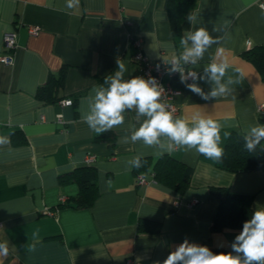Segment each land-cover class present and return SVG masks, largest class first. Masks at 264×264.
I'll return each instance as SVG.
<instances>
[{"label":"crops","instance_id":"1","mask_svg":"<svg viewBox=\"0 0 264 264\" xmlns=\"http://www.w3.org/2000/svg\"><path fill=\"white\" fill-rule=\"evenodd\" d=\"M190 14L197 16L196 27L220 42L189 68L202 73L223 48L228 74L241 82L206 101L174 81L181 88L174 116H212L222 126L224 148L230 136L225 133L246 134L264 124V80L244 55L264 45V0H195L180 35L173 32L167 0H80L78 13L66 9V0H0V58L10 54L4 34L17 35L13 63L0 60V243L8 245L2 264H155L185 239L214 253L232 250L242 229L213 231L220 201L212 188L253 195L255 210L264 206V169L231 173L195 150L162 149L166 141L156 147L124 143L144 119L135 110L125 112L123 125L103 133H112L107 139L82 119L92 90L118 61L128 69L125 79L142 76L132 56L133 34L142 37V52L153 61L178 56L180 37L192 27ZM31 26L39 33L31 35ZM61 73L65 81L55 100L39 99L38 89ZM199 84L210 90V84ZM64 99L73 104L63 107ZM164 155L194 169L186 190L154 179ZM138 156L140 166L134 167L130 161ZM87 166L96 170L99 195L84 207L77 203L76 173ZM137 175L145 182L137 183Z\"/></svg>","mask_w":264,"mask_h":264},{"label":"clouds","instance_id":"2","mask_svg":"<svg viewBox=\"0 0 264 264\" xmlns=\"http://www.w3.org/2000/svg\"><path fill=\"white\" fill-rule=\"evenodd\" d=\"M80 0H66V9L78 13ZM188 22L192 26L180 37L181 52L172 56L167 63L169 74L179 73L181 83L192 93L204 100L216 99L229 94L232 86L241 82L239 77L229 75L231 65L222 55L224 49L218 48L215 56L207 63L203 72L195 67L186 69L185 65H198L205 53L213 45H218L219 37H213L205 27H196L197 16L190 14ZM172 47V45H169ZM128 69L123 61L117 62V69L97 85L87 100V111L82 114L83 122L97 134L106 133L125 122V112L135 110L137 117H144L130 137H123L124 143L142 142L147 146H161L167 151L180 147L195 150L208 159L220 160L221 124L200 111L191 115L174 116L169 105L163 102L164 89L154 77L133 76L125 79ZM192 83H188V80ZM210 84L205 92L199 82ZM226 137L229 133L224 134ZM244 147L248 152L257 151L264 141V124L251 126L243 136ZM0 138V143H4ZM264 151V146H261ZM140 157L130 163L140 166ZM231 251L214 253L209 247L189 243L185 239L175 250L170 251L166 259L155 264H264V206L257 205L249 219L243 223L242 230L235 236ZM8 255L7 242L0 243V258ZM2 264V259H0Z\"/></svg>","mask_w":264,"mask_h":264},{"label":"trees","instance_id":"3","mask_svg":"<svg viewBox=\"0 0 264 264\" xmlns=\"http://www.w3.org/2000/svg\"><path fill=\"white\" fill-rule=\"evenodd\" d=\"M195 0H167L171 25L175 35L182 33V23L187 13L193 8ZM244 55L255 65L264 80V45L254 47ZM64 73L51 77L48 82L37 91V97L44 101L55 100L54 93L57 88L64 85ZM245 134L233 131L223 148V156L217 160V165L228 172L237 173L250 170L264 169V141L257 147V151L248 152L244 147L243 136ZM112 137V133L103 134L101 138ZM194 169L184 165L170 155L161 156L153 168L154 179L160 183L171 186L178 191H184L190 186ZM76 180L81 186V192L77 197L80 206H90L99 195L96 186V170L91 166L84 167L76 173ZM213 193L219 199L218 212L213 221V231L223 228L239 229L250 218L254 211L252 207L253 195L236 194L224 188H212ZM159 228V227H158ZM156 228L155 230H157ZM142 229V227H141Z\"/></svg>","mask_w":264,"mask_h":264},{"label":"built area","instance_id":"4","mask_svg":"<svg viewBox=\"0 0 264 264\" xmlns=\"http://www.w3.org/2000/svg\"><path fill=\"white\" fill-rule=\"evenodd\" d=\"M39 28L31 26L29 27V33L31 35H36L39 33ZM17 43V35L15 32H6L4 34V47L5 50L10 52V54L6 56H2L0 60L5 63L6 65H10L14 61L13 50L16 47ZM142 37L131 36V45L135 47V52L132 54L133 60L135 63L140 65L141 67V77L149 78L154 77L159 83L162 88L164 89V96L162 97L163 102L169 105V110L176 115L179 112V106L175 102V98L177 94H179L181 88H178L174 85V81H178L181 86H185L184 83L180 81L179 73H171L169 74L168 69L170 65L167 63L168 59L161 58L159 60L153 61L147 55L142 52ZM186 69H189V65L184 66ZM188 83H192L189 79ZM73 104V100L71 99H64L61 101V105L63 107L71 106ZM59 122H62L63 115L59 114L57 117ZM92 161V159H90ZM145 182L143 175H137V183L142 184ZM66 201L65 198L62 199L64 203ZM128 264H138L133 259L128 260Z\"/></svg>","mask_w":264,"mask_h":264}]
</instances>
